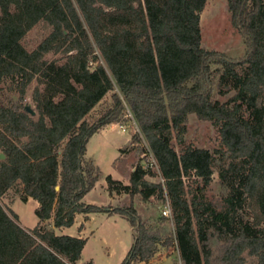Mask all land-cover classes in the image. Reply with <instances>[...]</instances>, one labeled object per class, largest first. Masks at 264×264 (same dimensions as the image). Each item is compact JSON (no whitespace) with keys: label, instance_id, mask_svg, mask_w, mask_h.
I'll return each mask as SVG.
<instances>
[{"label":"trees","instance_id":"16d2710c","mask_svg":"<svg viewBox=\"0 0 264 264\" xmlns=\"http://www.w3.org/2000/svg\"><path fill=\"white\" fill-rule=\"evenodd\" d=\"M206 2L0 0V198L16 189L21 201L37 202L38 219L24 228L0 202V264H79L87 239L54 228L100 212L131 226L121 264H149L161 243L173 242L182 264H249L244 254L264 264V0H228L241 58L201 45ZM39 25L48 32L29 50L24 39ZM109 92L111 106L89 121ZM190 115L217 129L219 148L184 142ZM123 120L137 131L128 144H146L163 183L149 181L151 169L139 163L129 184L107 176L108 191L165 201L170 216L148 223L132 205L84 202L101 176L88 142ZM215 171L221 209L207 197Z\"/></svg>","mask_w":264,"mask_h":264},{"label":"rangeland","instance_id":"374dc122","mask_svg":"<svg viewBox=\"0 0 264 264\" xmlns=\"http://www.w3.org/2000/svg\"><path fill=\"white\" fill-rule=\"evenodd\" d=\"M48 30L42 25L33 28L25 37L24 44L29 50L34 49L47 34ZM201 45L209 50L223 52L233 58L244 56L246 47L241 34L233 27L228 0H207L204 10L201 13ZM61 55H47V59L60 58ZM35 83L31 85L27 92L26 103H30L35 110L32 100V91ZM109 92L104 99L95 107L88 116L89 121L96 120L112 104V95ZM216 97L224 101L225 98L219 94ZM122 127L125 128L123 131ZM108 134L96 135L87 145V158L92 159L99 167L101 176L95 187L88 193L85 201L88 204H96L107 208L116 206H133L140 217L145 222H153V218L163 215L164 202L151 198L144 202L139 195L131 197L127 194H110L107 185V176L120 180L124 184H129V176L136 164L145 166L147 162L146 144L140 142L133 146L127 144V138L137 132L135 125L131 121L123 120L120 124H115L108 129ZM186 144H192L200 148L211 151L219 148L220 136L217 129L206 120L199 119L196 115H190L187 121V132L184 136ZM177 150L180 146L174 140ZM128 148L126 153H120V149ZM147 179L151 182L163 183L159 171L151 169ZM207 197L217 209L222 207L223 189L220 185L218 173L215 171L213 181L207 190ZM14 210L20 215L24 226L32 227L38 221L34 211L37 207L35 202H23L16 194V189L9 190L0 202L9 208L14 200ZM166 203V202H165ZM155 222V221H154ZM52 228V221L47 222ZM84 224V227H83ZM82 226V228H81ZM171 234V223H168ZM57 235L78 236L87 239V243L82 251L79 264H84L92 260L94 264H121L126 257L133 243V231L128 220L119 214H109L107 212L92 213L86 220L82 214L76 215L75 222L68 228H54ZM168 232V233H169ZM170 237V235L168 236ZM164 244V245H163ZM161 243L156 254L149 264H182L175 242L165 245ZM214 256L219 255L218 246H213ZM249 264H256L255 260L244 254Z\"/></svg>","mask_w":264,"mask_h":264},{"label":"crops","instance_id":"0c3cea01","mask_svg":"<svg viewBox=\"0 0 264 264\" xmlns=\"http://www.w3.org/2000/svg\"><path fill=\"white\" fill-rule=\"evenodd\" d=\"M111 126H115V124H111V125L105 127L104 129H102L100 132L94 134V135L92 136V138L90 139V141H91L96 135L103 134L102 136L105 137V136L108 134V133H107V132H108L107 129H108L109 127H111ZM90 141L88 142V144L90 143ZM129 141H130V137L127 138V144L129 143ZM86 156H87V153H86ZM90 192H91V191H90ZM87 195H88V193H87V194L85 195V197H84V202H86V201H85V198H86ZM16 201H17V200L15 199L10 205H7V206H8L10 209H12V210L18 215L19 222H20V224H21L22 227L32 229V227H27V226H24V225L22 224L20 215H19V214L14 210V208H13V205L16 203ZM30 201L35 202V203L37 204V202H36L35 200L31 199V198H29L28 201H27L26 203H28V202H30ZM86 203H87V202H86ZM37 223H38V221L35 223V225L33 226V228L37 225ZM83 227H84V224H83ZM78 236H81V237H82L81 233H79Z\"/></svg>","mask_w":264,"mask_h":264},{"label":"built area","instance_id":"2783aa9c","mask_svg":"<svg viewBox=\"0 0 264 264\" xmlns=\"http://www.w3.org/2000/svg\"><path fill=\"white\" fill-rule=\"evenodd\" d=\"M130 119H132V115L130 114V113H128V115H127ZM122 129H123V131H125V128L124 127H122ZM147 154V162H146V164H145V168H147V169H157L158 170V167H157V164H156V161H155V159H154V157H153V155H152V153L151 152H147L146 153ZM170 214H171V212H170V208H169V206H168V204H166L165 206H164V209H163V215H165V216H170Z\"/></svg>","mask_w":264,"mask_h":264},{"label":"water","instance_id":"95a60500","mask_svg":"<svg viewBox=\"0 0 264 264\" xmlns=\"http://www.w3.org/2000/svg\"><path fill=\"white\" fill-rule=\"evenodd\" d=\"M28 111L29 113L32 115V116H35L36 115V111L34 109H32V107H29L28 108ZM2 159H5V155L3 153H0V160ZM58 189V188H57Z\"/></svg>","mask_w":264,"mask_h":264}]
</instances>
